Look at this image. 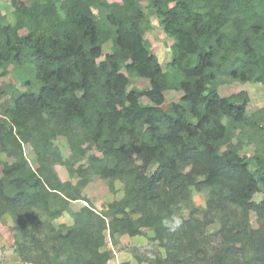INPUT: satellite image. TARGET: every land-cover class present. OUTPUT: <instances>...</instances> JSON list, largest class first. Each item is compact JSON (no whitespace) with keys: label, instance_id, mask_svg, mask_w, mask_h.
<instances>
[{"label":"trees","instance_id":"obj_1","mask_svg":"<svg viewBox=\"0 0 264 264\" xmlns=\"http://www.w3.org/2000/svg\"><path fill=\"white\" fill-rule=\"evenodd\" d=\"M144 2L173 40L166 71L151 52ZM11 3L14 24L0 10V78L15 76L23 90L0 89L9 100L0 113V220L13 218L18 257L108 264L106 232L149 230L162 249L150 264H264V199L254 200L264 196V108L249 114L246 92L218 91L264 87V0ZM133 80L148 87L130 89ZM171 91L181 97L163 108ZM57 165L77 182H63ZM92 177L121 183L123 197L98 212L83 196ZM193 192L205 194V208ZM76 201L86 206L74 223L53 225Z\"/></svg>","mask_w":264,"mask_h":264},{"label":"rangeland","instance_id":"obj_2","mask_svg":"<svg viewBox=\"0 0 264 264\" xmlns=\"http://www.w3.org/2000/svg\"><path fill=\"white\" fill-rule=\"evenodd\" d=\"M0 3V10L3 13V23L14 24L15 9L11 0H0ZM143 6L152 26V30L147 35L151 52L157 57L163 70L166 71L172 57L171 46L173 44V40L164 34L162 28L159 26L158 18L147 8L148 3L144 2ZM108 53H110V45H105L104 55L101 60H104ZM8 84L13 85L18 90H23L20 81L15 78V76L0 78V89ZM133 87L145 89L148 87V82L144 80H133L130 89ZM218 91L222 97H229L233 94L246 92L250 99L248 106L249 114L264 108V87L259 83L224 84L219 87ZM180 97L181 94L179 93L173 91L167 92L166 103L163 108H167L168 104L171 102L178 101ZM8 105L9 100L0 98V113ZM54 145L61 152L63 159L69 158L71 153L68 142L64 137L57 138ZM253 151V146L246 145L242 154L251 157L253 155ZM23 152L31 166L36 168L37 156L32 144H24ZM3 159L6 160L7 158L4 156ZM56 171L63 182H72L73 184L77 182L75 178H72L69 175L65 166L57 165ZM123 188L124 186L119 182H116L114 186L111 187L108 180L92 177L91 183L83 190V196L98 212H102L105 211L107 206L112 202L123 197ZM263 199L264 196L258 194L254 200L256 202H260ZM192 200L196 207L205 208V194L193 192ZM84 206H86V202L84 201L72 202L69 210L64 212L58 219L54 220L53 225L56 227H60L61 225L71 226L74 223V213L80 211V209ZM251 223L254 227H257V217L254 214H251ZM213 228L214 227H212V229ZM15 234L16 227L13 218L10 215H5L4 218L0 220V264H30L21 260L16 254ZM152 237L153 233L149 230H146L144 235L136 237H129L128 235L120 233H117L114 237H112L108 232H106V245L103 250L108 251L111 254V259L108 264H150V260L154 259L156 255L162 253V249L151 240Z\"/></svg>","mask_w":264,"mask_h":264}]
</instances>
